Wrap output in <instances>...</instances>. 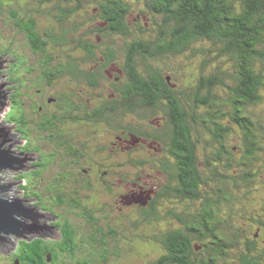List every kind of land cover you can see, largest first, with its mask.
<instances>
[{
  "label": "flooded vegetation",
  "instance_id": "flooded-vegetation-1",
  "mask_svg": "<svg viewBox=\"0 0 264 264\" xmlns=\"http://www.w3.org/2000/svg\"><path fill=\"white\" fill-rule=\"evenodd\" d=\"M134 4L0 0L8 42L27 50L0 53V70L13 75L7 80L9 93L0 92V111L6 105L20 110L53 157L46 175L58 185H50L45 200L50 207L57 201L55 216L35 200L23 204L42 217L41 233L25 241L55 242L44 264L78 253L89 235L101 264H264V152L245 159L241 125L233 120L229 102L234 96L223 94L229 92L227 82L212 91L201 89L199 79L206 73L192 74L184 62L169 64L171 58L163 54L132 50L170 43L158 39L160 26L149 38L159 16L134 10ZM171 66L172 72L165 70ZM207 91L213 105L202 101ZM215 115L214 124L205 118ZM9 141L0 128L3 151L13 146ZM232 158L248 164L228 168ZM66 173L74 176L75 188L58 180ZM141 174L138 190H121ZM97 187L108 189L111 199L129 193L108 203L97 200L98 194L92 204ZM73 189L79 200H71L72 208L80 215L69 214L64 203ZM68 220L82 236L77 241L70 236V246L63 241ZM41 254L33 256L35 264L43 262Z\"/></svg>",
  "mask_w": 264,
  "mask_h": 264
},
{
  "label": "trees",
  "instance_id": "trees-1",
  "mask_svg": "<svg viewBox=\"0 0 264 264\" xmlns=\"http://www.w3.org/2000/svg\"><path fill=\"white\" fill-rule=\"evenodd\" d=\"M147 6L159 18L163 17L158 39L170 40V43L161 48L132 50L147 55L172 56L176 64L194 58L193 66L189 62L182 64L188 66L192 74L198 70L206 73L199 79L201 89L212 91L214 85L231 83L228 88L234 99L229 102L233 104V120L241 125L245 159H258L264 152V110L261 109L264 106V0H149ZM34 50L40 48L35 47ZM199 94L197 92L195 97L197 105L201 104ZM204 94L209 98L202 95V101L213 105V95L209 91ZM216 115L205 118L213 123L218 118ZM243 163L248 164V161L239 163L232 158L228 168H237L236 165L243 168ZM243 170L251 174L249 169ZM260 171L264 172V161ZM33 176L39 178L40 174L37 172ZM47 193H44L45 200ZM41 203L39 201L38 205ZM68 239L70 237L65 234L63 241ZM34 242L36 245L31 247V242L19 241L21 246L14 264H35L34 257L39 253L43 256L41 264L46 262L55 245L43 246V240ZM64 257L65 261L57 258L58 261L61 259L59 264H70V257ZM37 264H40V259Z\"/></svg>",
  "mask_w": 264,
  "mask_h": 264
},
{
  "label": "rangeland",
  "instance_id": "rangeland-1",
  "mask_svg": "<svg viewBox=\"0 0 264 264\" xmlns=\"http://www.w3.org/2000/svg\"><path fill=\"white\" fill-rule=\"evenodd\" d=\"M132 1H133V3H135L132 6L134 10H138V9L144 10V8H146V10H144V11L148 10V7L146 6V4H148L149 0H132ZM156 18L157 19H155L153 21L152 26H150V29H151V31L149 33L150 39H153L155 37V29L157 27H159V25L161 23L160 18H158V17H156ZM4 26H6V25L4 24L3 18H1V20H0V52H2L3 50L7 53H10V54L27 52V50H24L23 48L20 49V48L13 47L11 45V43L8 42L10 39V37H9L10 31L6 30ZM172 58L173 57L171 56V60H169V64L175 62L176 59H172ZM193 59L183 60L182 62H184V63L186 62L187 64L192 63L191 65L193 66V64H194ZM0 66L2 67V70H3L4 65L1 62V58H0ZM15 67L16 66H13L12 68H15ZM172 68H173V66H171L170 68L168 67L165 70L172 72L173 71ZM2 70H0V88L2 90V95H3V93L4 94L6 93V95H7L9 93L6 90L9 87L7 85V83H8L7 80L10 79V77L13 75L11 74L12 72L10 71L5 76L6 73L2 72ZM20 72H22V69L20 70ZM227 84L230 85L231 83L227 82ZM12 87H11V89H12ZM224 88L225 87H223V90H224ZM228 93L230 94L231 92H224L223 91V94H225V95H227ZM261 109L264 110V106ZM7 110H9V113L6 114ZM2 111H3V113L0 114V127L11 132V134L14 137V141H15V144L12 147V152L15 154L9 153V156L16 158V159H22V157L20 155H17V154H25L24 152H26V151H29L28 153L34 155V159L31 160L28 163V165L26 166V168H24L23 170L18 171V172L8 170V171H11L14 174H16V176H15L16 180H12V181H9L7 184H3V185H9V184L11 185L10 190L5 191L4 194H7L8 192L15 189V194L12 196L13 198L20 199V200H27L28 201L27 203H23L26 205L31 204L33 200H35L37 203L39 201H41L42 202L41 204L42 205L44 204L45 208H47V207L50 208V211H49L50 214L55 216V214H56L55 208H58L57 207V201L51 202V207H50V205H48V203H45L44 193L46 192V190H48L50 185H51V188L58 187V185H56V183H54L47 175L44 176V174H43V173H46L47 164L50 162V159H52L53 157H51V154L49 153L48 149H46L44 147V145H41V143H43V141H41V137L37 138L32 134V132L29 131L28 122L22 118V116L20 114V110L19 109L17 110L16 106H10V105L7 106L6 105L5 109ZM225 119L227 120L228 118L225 117ZM104 141H105V138H102V136H100V138H99L100 145L102 143H104ZM10 144H12V143L8 142V145H10ZM235 145H238V144H236V142H235ZM23 147H26L27 150L24 151L23 149H21ZM198 151H201V150L199 149ZM30 163L33 166L32 170L38 171V173L40 174L39 178L33 176V174H31L29 172V170L31 169ZM1 171H3V170H1ZM125 175H128V174L125 173ZM129 176L131 177V175H129ZM133 176H134V173H133ZM19 179L21 180V183L18 182ZM143 179L144 178L141 174V175H139V177L137 176L136 178L132 179V185H127L126 183H123L122 185H124L125 188L122 186L121 190H123V191L138 190L136 188H139L140 184L143 182ZM58 180L61 182V184L65 185V186L69 182H71V184L73 185L74 188L77 185V182L75 181L74 176L70 173H66L64 175V177H62V176L58 177ZM66 187H69V186H66ZM23 189H25V190H23ZM95 189L96 190L94 192H92V194H91V196L93 197L91 200L92 204L95 202V197L98 194H100V195L97 198V200H100L102 203L103 202L108 203L110 201L111 198L108 195H111V193L108 189H105L104 187H103V190L101 189V187H97ZM77 192H78V190L75 191V189H73L71 194L69 196H67L68 202H66L67 200L64 201V203L66 205L68 204V206L71 208V212L69 214L72 213L73 215H80V212H77V211H80V209L72 208L74 205V202L71 201V200H77V199L79 200ZM128 193L122 192L117 196H113L111 201L116 200V198L119 200L123 196L127 195ZM23 204H22V206L25 207ZM84 204L87 205L88 203L84 201ZM80 208H81V206H80ZM67 215L68 214L62 215V217H65V216L67 217ZM67 223L68 224L65 227L66 228L65 234L69 237L72 236V238H74L76 241L81 240L82 236H79V237L76 236V231L78 229L77 225H75L72 222V220H68ZM64 224H62V226ZM60 230H62V229L60 228ZM89 236L84 237V239H83L84 241H81L80 246L82 247V249L78 253H69L72 255L68 254L70 259H71L70 264H73V263H75V264H101L100 263V255L93 248V245L95 243L92 242V240L90 239ZM19 241H21V240L16 241L14 239L8 246H6V248H4L2 250L0 249V253H3V254H0V264H14V261L17 260V255L19 254V250H20V246H21L19 244ZM31 243H32L31 247L32 246L34 247L36 245L35 242H31ZM68 243H69L68 246H70L72 244V241L70 239H68ZM42 244H43V246H46V245L50 246V245H54L55 242H52V241L46 239V241H43ZM141 248H142V251H144V247H141ZM95 259H97V261H95ZM121 264H126V263L123 262Z\"/></svg>",
  "mask_w": 264,
  "mask_h": 264
},
{
  "label": "water",
  "instance_id": "water-1",
  "mask_svg": "<svg viewBox=\"0 0 264 264\" xmlns=\"http://www.w3.org/2000/svg\"><path fill=\"white\" fill-rule=\"evenodd\" d=\"M0 92H2L1 88ZM5 131H7L9 142L13 143L11 145H14L13 135L8 130L5 129ZM12 147L7 151H3L0 147V170L18 172L26 168L28 163L34 159L33 154H17L22 159L9 156V153L15 154L12 152ZM5 191L2 189L0 193H4ZM23 203L24 200L13 197L10 199H0V249L8 246L14 239L16 241L27 240L34 233H41L38 223L42 217L37 213H32V210L23 207ZM40 237L44 238L42 235ZM16 264L19 263L16 262Z\"/></svg>",
  "mask_w": 264,
  "mask_h": 264
},
{
  "label": "clouds",
  "instance_id": "clouds-1",
  "mask_svg": "<svg viewBox=\"0 0 264 264\" xmlns=\"http://www.w3.org/2000/svg\"><path fill=\"white\" fill-rule=\"evenodd\" d=\"M2 113L3 111H0V114ZM15 176L16 174H14L11 171H8V170L0 171V184H7L9 181L16 180ZM14 194H15V189L8 192L7 194L0 193V199H10ZM0 254H3V253H0Z\"/></svg>",
  "mask_w": 264,
  "mask_h": 264
},
{
  "label": "bare ground",
  "instance_id": "bare-ground-1",
  "mask_svg": "<svg viewBox=\"0 0 264 264\" xmlns=\"http://www.w3.org/2000/svg\"><path fill=\"white\" fill-rule=\"evenodd\" d=\"M10 186H11V185L9 184V185H4V186L2 185L1 187H3L4 190L8 191V190H10ZM0 191H1V190H0ZM5 248H6V247H5ZM2 249H4V248H1V250H2Z\"/></svg>",
  "mask_w": 264,
  "mask_h": 264
}]
</instances>
